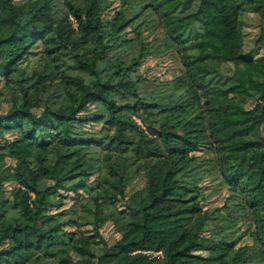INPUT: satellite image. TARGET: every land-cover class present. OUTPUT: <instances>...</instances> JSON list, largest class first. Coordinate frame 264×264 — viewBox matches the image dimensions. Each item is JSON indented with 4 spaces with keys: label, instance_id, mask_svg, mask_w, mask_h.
I'll use <instances>...</instances> for the list:
<instances>
[{
    "label": "trees",
    "instance_id": "trees-1",
    "mask_svg": "<svg viewBox=\"0 0 264 264\" xmlns=\"http://www.w3.org/2000/svg\"><path fill=\"white\" fill-rule=\"evenodd\" d=\"M2 1L0 90L9 106L0 108V264H264V105L258 111L245 104L264 100V53L244 49L240 27L245 10L264 14V0H147L130 13L122 0L105 18L92 12L104 0H88L84 9L71 0H48L57 45L46 52L62 76L76 77L78 88L69 91L20 63L44 37L35 14L42 0ZM257 38L264 47L263 24ZM172 52L181 69L149 81L156 95L174 91L177 101L155 123L149 113L156 105L137 93L147 78L132 79L130 72L147 56ZM124 90L130 96L121 95ZM204 122L208 150L215 153L208 163L226 196L213 207L172 208L170 201H191L197 191L192 176L172 178L173 156L187 152L169 141L189 142L180 130ZM105 138L119 147L121 169L116 176L113 168L111 175L105 170L93 186L89 176L98 170L97 148ZM90 159L91 166L81 168ZM133 166L144 183L127 193ZM85 188L92 192L82 208L60 205L61 195L86 197ZM119 199L129 216L90 263L70 254V230L38 227L51 208L67 223L81 218L98 227L99 202Z\"/></svg>",
    "mask_w": 264,
    "mask_h": 264
},
{
    "label": "rangeland",
    "instance_id": "rangeland-1",
    "mask_svg": "<svg viewBox=\"0 0 264 264\" xmlns=\"http://www.w3.org/2000/svg\"><path fill=\"white\" fill-rule=\"evenodd\" d=\"M79 9H84L88 0H71ZM110 0H104L92 8L93 13H100L104 18L113 15L116 6H119L122 0H111L110 6L103 9L104 5ZM147 0H125L123 2V10L126 13H130L138 7H141ZM0 10L7 12L6 4L0 0ZM36 16L41 18L44 25L43 39L37 40L36 44L32 47V52L28 53L21 60V65L27 67L35 66L39 70V75L53 81H60L64 90H77L78 83L74 75H61V73L52 65L49 60V55L46 52L47 48L54 49L56 43V19L51 12V4L48 0H42L35 10ZM264 25V14H259L254 11L245 10L240 19V27L243 33L244 49L251 51L252 53L262 54L264 53V47L261 46L260 41L257 38L260 25ZM4 29V25L0 19V32ZM254 50V51H253ZM220 69L223 71H229L232 69L231 64H220ZM181 69V62L179 61L178 54L175 52L168 53L161 56H147L138 65L133 66L130 77L147 78L145 81L140 82L137 87V93L154 103L156 107L150 110V119L155 123H159L161 117L167 112L172 111L177 101V96L174 91H168L159 95L154 92L156 90V84L149 80L153 78L155 80L162 78H169L173 74L177 73ZM0 86L2 83L0 82ZM124 96H130L127 92L121 94ZM245 104L247 106L254 107V109L261 111L264 105V100L248 99ZM9 106L7 93L0 90V108L2 110L7 109ZM219 117H225L224 112L217 113ZM133 118L139 122L142 126L144 123L139 116L133 115ZM100 123H96L95 127H99ZM262 128V127H261ZM189 140L182 141L179 139H171L169 144L171 146H177L183 148L187 153L183 155L173 156L170 167L171 176L174 179H180L185 176H192L193 185L197 191L195 199L182 202V201H170L172 208L176 207H190L193 204H198L203 207H213L220 205L227 193L226 186L222 183L221 178L216 172V168L208 163V158L213 157L215 153L208 150L210 136L208 125L204 123L196 125H187L180 130ZM106 132V131H105ZM264 134L262 128L261 131ZM97 152L100 154V161H95L98 170L94 174L89 176V181L95 186L99 180V176L106 170L110 174V168H113L114 172L121 169L120 162L123 159V155L120 154L119 147L114 141H110L105 138L101 145L97 148ZM84 151L81 147L77 150L76 154L80 155ZM41 155L40 151H35ZM84 153V152H83ZM82 153V154H83ZM94 152L92 158L96 156ZM201 158H206L201 159ZM8 164L13 166L15 160L7 157ZM92 160H88L81 165V168H88L91 166ZM109 164V166H108ZM136 163H134L135 165ZM107 167L109 169L107 170ZM211 167V168H210ZM100 170V171H99ZM199 170H202L200 173ZM198 172L196 175H192ZM132 178L126 186L127 193H130L135 188H140L144 183L143 173L137 172L135 166L132 167ZM111 175V174H110ZM194 176V177H193ZM200 177L195 183V179ZM12 186V182L6 183V188L9 189ZM85 192L83 199L78 198L77 193H69L68 195H61L59 199L62 200L60 205L72 206L76 204L78 208H82V204L89 199L92 190L83 189ZM81 193V195L83 194ZM77 196V198H72ZM123 199H119L114 203H107L105 201L99 202L95 208V213L98 218V227L94 223H84L83 219L78 218L74 223H67L66 215H57V209L51 208L47 211L46 216L38 222V227L43 231L59 232L64 230H70L72 232L67 243L69 252L78 261L82 263H90L96 259L97 251L99 247L107 242L111 244L119 235V228L122 221L129 216V210L124 209ZM80 212V211H78ZM82 213V212H81ZM88 220L91 217H87ZM103 239V240H101ZM250 240V239H249ZM154 253V252H153Z\"/></svg>",
    "mask_w": 264,
    "mask_h": 264
}]
</instances>
